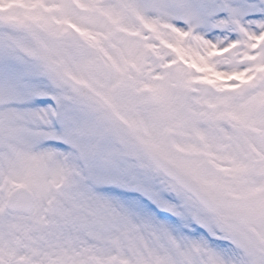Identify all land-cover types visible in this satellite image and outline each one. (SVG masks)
Instances as JSON below:
<instances>
[{
    "label": "snow or ice",
    "instance_id": "6c2138e0",
    "mask_svg": "<svg viewBox=\"0 0 264 264\" xmlns=\"http://www.w3.org/2000/svg\"><path fill=\"white\" fill-rule=\"evenodd\" d=\"M0 264H264V0H0Z\"/></svg>",
    "mask_w": 264,
    "mask_h": 264
}]
</instances>
